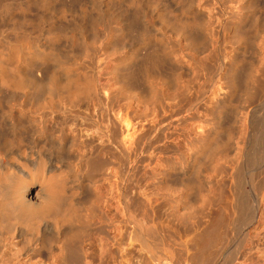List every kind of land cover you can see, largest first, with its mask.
<instances>
[{"label":"rangeland","instance_id":"374dc122","mask_svg":"<svg viewBox=\"0 0 264 264\" xmlns=\"http://www.w3.org/2000/svg\"><path fill=\"white\" fill-rule=\"evenodd\" d=\"M55 1L60 8H56L58 6L55 4L54 10L61 9V6L66 7L67 11L71 9L68 11V16L71 15L70 20L67 19L70 25L74 22L73 19L79 16L82 8L86 4L89 5L87 0H84L86 3L83 0L82 2L81 0ZM155 1L152 0V4L150 2L147 6L149 12H154V17L149 16L151 20L147 18V21L151 22L145 37L139 38L143 30L141 28L145 24L143 27L142 23L135 24V22L133 25V22H130L132 17L129 15L125 18H130L127 21L132 26H128L136 29V31L133 30L135 34L130 30L118 35L117 32L125 29L126 24L114 22L105 27L114 38L111 39L112 42H106L107 48L103 43L110 40L111 36L108 33H106L108 36L105 35L107 40L102 34L99 40L95 37H86L90 45L93 44L94 39L97 42L94 46H88L91 49L87 46L85 48V51L88 48L87 54L93 57L86 55V58L88 56L86 59L84 55L86 52L83 51V59L86 61L84 62L81 58L89 70L87 73H89V81L92 82L91 86L103 88L108 85L112 78L110 72L115 71V77L118 78L110 107L112 112L122 111L128 114L130 123L139 127L140 137L134 147L129 148L130 161L125 159V153H123L125 149L119 150V153L114 155L115 152L111 150L106 138L101 141L90 139L84 148L74 146L72 150L77 158L70 159V153H63V163L69 167V170L71 168L72 171L80 173L84 184V197L89 201L92 210L84 218L87 236L83 246L87 247L93 240L106 238L111 231L109 221L116 217L118 224H122V228H125V231L122 230V235L124 245L128 247L131 242L130 235L135 226L133 227L132 221H128V215L124 214L123 208L128 202L138 204L140 199H142L139 202L141 204L146 194L157 212L155 214L159 219L160 227H163V232L167 231L168 233L165 234L170 235L171 238L169 239L170 250L167 249L166 252L167 262L164 261L166 264L170 262V264H183L186 256L195 251L196 245L210 238V232L215 223L224 214L230 217H227V223L219 228L221 229L219 233L222 232L221 236L225 237L223 243L228 251L225 250L223 258H219L217 264H229L228 260L237 252L240 253L238 260L232 264H264V198L259 219L253 225L245 226L240 221L239 211L234 208L236 193L235 195L232 193L238 183L237 172L241 169L244 178L250 180L252 178V181L255 179V187L259 185L258 189L261 192L259 191L258 197L264 196V0H184L185 11L183 16L178 13L177 19L182 16L179 20L176 19L175 13L177 14L181 7L176 6L177 11L173 13V10H167L165 5L164 9L160 5L157 6ZM123 3L126 5V0ZM127 3H129L128 0ZM119 10L116 9L114 12ZM166 10L171 11L169 12L171 16ZM72 14L76 17L73 18ZM175 19L178 24L174 23L177 22ZM182 19L188 23L191 20L189 31L185 29L186 27L183 28V24L181 25L184 22ZM189 33H192L190 35L196 40L195 46L190 45ZM123 36L124 38L129 36L131 47L125 42L126 39L129 40L128 38L123 41L125 43L120 42L124 39ZM117 45L124 49L120 50L122 48H118ZM125 45H127L126 48ZM89 49H93V53ZM149 51L158 55L162 54V61L165 60L161 66L163 68L159 67L149 72L146 76L148 81L143 79L145 77L142 79L140 77L134 84L124 79L123 73L126 74L124 71L129 68V63L121 61L125 58L129 59L130 55L131 58L140 59L143 53L146 55ZM162 51L166 56L161 53ZM93 98L95 97L77 98L72 103V107L75 110L90 108L89 113L99 117L104 116L105 108L103 105H98L96 98ZM2 99L0 102L4 104L1 107L9 108L7 98L2 95ZM20 110L23 114L28 111L27 108H20ZM26 118L32 120V123L37 121L35 115H29ZM59 123L63 124L62 121ZM103 126L106 128L108 122H104ZM4 135H7L6 132ZM67 135L70 138L69 131ZM78 138L80 139V136ZM207 139L209 142L203 141ZM27 140L26 137L24 145L29 147V140ZM202 145L207 149L204 154L198 155L197 164H201L198 167L203 165L204 170L202 168L201 172L198 170L197 181L181 183L178 173L169 172L168 167L173 162L178 163L180 157L182 159L186 157L183 160L180 158L181 161L189 159V156L198 152ZM122 157L124 159H121ZM147 163H150L148 166L151 168L150 172L146 170ZM246 188L248 196L253 200L252 185L247 184ZM224 195L226 197L230 195L229 198L227 197V201L229 199L230 201H225ZM114 197L124 211H120L118 215L115 210L104 209L105 202L109 201L112 204L111 200ZM226 205L228 210L225 211ZM134 211L141 213L135 208ZM138 217L141 218L142 214ZM208 235L209 238H207ZM245 235L249 236L245 237ZM131 243L134 246L139 245ZM137 245L132 250L131 264H141L140 247ZM186 246L188 250H185ZM62 249L63 247H60L56 250L58 264H81L82 260L78 259L77 254H73V257L70 254L67 259L65 255L62 259Z\"/></svg>","mask_w":264,"mask_h":264},{"label":"bare ground","instance_id":"6f19581e","mask_svg":"<svg viewBox=\"0 0 264 264\" xmlns=\"http://www.w3.org/2000/svg\"><path fill=\"white\" fill-rule=\"evenodd\" d=\"M85 1L83 0V2ZM124 1L87 0L89 5L86 4L83 8L81 7L82 10L79 8L81 11L79 10L80 13L77 18L72 14L75 19H73L74 22L71 23V26L69 21L70 12V16H68V11L71 9L67 11L66 7L64 8L63 6L62 8L61 6V9L57 10L56 8L60 7L55 0H0V100L2 95H4L7 98L8 106H10L9 108L7 107L8 110H4L7 108L1 107L4 103L1 104L0 102V264H58L56 250L60 247H63L62 259H64L65 255L67 259L68 255L72 254L70 256L73 257V254H77L80 256H78V259L82 260L81 264H131L132 250L137 245L134 246L131 242L139 244L137 246L140 247L141 264H166L164 261L167 262L166 252L167 249L170 250L171 241L169 239L171 238L169 234V236L165 234L167 231L163 232V227H160L159 219L156 216L157 212H155L146 194L141 204L139 202L142 199L139 202L137 201L138 204L126 203L123 208L125 212L115 197L111 200L112 204L109 201L105 202V210H115L117 215L120 211L124 212V214L127 213L129 218L127 220L132 221L134 224L133 227L135 226V229L131 232V242L128 247H125L122 235V230L125 228H122V224H118L116 217L109 221L111 231L106 238L93 240L87 247L83 246L84 239L87 236L84 218L92 210L89 201L84 197V184L80 173L72 171L71 168L69 170V167L62 160V155L65 152L70 153V159L77 158L72 150L74 146H82L84 148L90 139L101 141L106 138L111 150L115 152L114 155H117L119 150L125 149L122 152L125 153V159L130 161L131 150L129 151V148L132 149L140 137L139 127L130 123L128 114L122 111L118 113L112 112L113 110L110 107L116 91L115 82L118 78L115 77V71L113 72L107 68L111 71L112 78L108 85L98 88L93 84L91 86L92 82L89 81V73H87L89 70L84 65L86 63L82 62L83 51H85L86 46L90 45V41L88 42L86 37H95L99 40V36L102 34L105 39V35L108 33L105 27L114 22L116 24L121 22L126 24L125 29L117 32V34H123V31H133L134 29L130 27L132 22L133 25L135 22V24L142 23V27L145 24V28H141L143 30L139 38L145 37L149 29L148 25L151 22L147 21V18L149 19V16L154 17V12H149L147 8L152 0H128L129 3L126 0V5L128 4V6L123 3ZM155 2L161 8L165 5L164 7L167 10H173V13L177 11L175 9L176 6L181 7L177 14L175 13L176 19L178 13L182 16L184 15V0H156ZM55 4L58 6L55 8L57 11L53 9ZM63 4L65 5V3ZM153 8L155 9V6ZM116 9L121 11L119 10V12L115 13L114 10L116 11ZM186 11L188 10L186 9ZM169 12L171 11L167 13ZM128 15L132 17V21L129 17L125 18ZM182 16L180 17L182 18ZM128 19H130L131 23L128 22ZM176 19L175 21L179 20ZM183 21H181L182 23L179 22V24H183L182 26L183 28L186 27L185 29L190 28L189 23H191V20H188L189 23L185 22V20ZM174 23L178 24V21ZM181 25L179 26L182 27ZM110 26L112 27V25ZM133 27L135 28V26ZM111 34L108 33L111 36L110 40L105 41V43H99H103L104 47H106V42L110 43L111 39H114ZM190 34L192 35V33H189L190 38L187 39L190 40V45L195 46L196 40ZM128 37L125 36V38ZM125 38L120 42L125 41ZM94 40L92 41L93 44L91 43L93 46L97 43ZM129 41L130 39H126V44ZM131 41H133L132 38ZM140 41L142 40L140 39ZM115 43L114 41L113 44ZM128 46H130V43ZM87 50L85 51L86 54L84 53L85 58L86 55H90L87 54ZM90 51L89 53H91ZM155 52L151 53L149 51L146 55L143 53V57L137 60L135 57L131 58L130 54L129 59L124 57L125 59L121 62L129 63V68L124 71L126 74L121 71L124 79L135 84L138 78L141 77L140 79H142V77H145L143 79H146L149 72L151 73V71L161 67L165 60L162 61L163 58L160 52V55ZM163 55L166 56L165 53ZM86 59H83L84 62ZM120 80L123 79L120 78ZM146 80L148 81V79ZM127 84L124 85L127 86ZM260 90L262 89L260 88ZM84 96L95 97L96 99H93L96 100L98 105H103L105 108V115L99 117L91 114L89 113L91 112L90 108L75 110L72 107V103L77 98ZM14 106L18 107L14 108ZM20 108H27V113H21L22 110ZM29 115H35L37 121L32 123V120L26 118ZM59 119H61L60 121L63 124L59 123ZM106 121L108 126L105 128L103 123ZM68 131L70 138L67 135ZM5 132L7 135H4ZM78 136H80V139ZM24 137L28 138L29 147L24 145ZM208 139L203 141L209 142ZM206 149L207 147L202 145L199 151L197 149L198 152L189 156V159L181 161L182 158L180 157L181 159L179 158L178 163H171L168 171L171 173L177 172L181 183L192 180L197 181L198 170L200 171L203 167V165L198 167L201 165L197 164L198 155L204 154ZM121 159L124 158L122 157ZM149 165L150 163L147 165L146 170L150 172L149 169L151 168L148 167ZM239 170L237 172L238 183L234 192H232L234 195L236 193L237 196H235L234 208L241 215V217L238 216L242 225H253L259 219L264 196L258 197L260 196V190L258 189L259 185L255 187V179L252 181V178L251 180L244 178L242 170ZM247 184L252 185L253 200L246 191ZM227 197L225 201L229 198ZM134 208L137 211H141V213H135ZM226 210H228L227 205ZM137 214H142V217L139 218L141 215L138 217ZM227 217L229 218L230 216L224 214L219 217L212 232H210V238L208 235L207 238L209 239L204 241L205 239L203 238L204 242H198L199 244L196 245L195 251L186 256L183 264H217L219 258L224 256L227 249L223 243L225 237L221 236L222 232L219 233L221 230L219 228H222L227 223ZM119 222L121 223V221ZM124 227L127 228L128 226L124 225ZM217 231L218 233H216ZM248 236L245 235V237ZM244 241L246 242V239ZM185 250H188L187 246ZM235 254V256H232L233 258H228L229 264L238 260L240 253L237 252Z\"/></svg>","mask_w":264,"mask_h":264}]
</instances>
